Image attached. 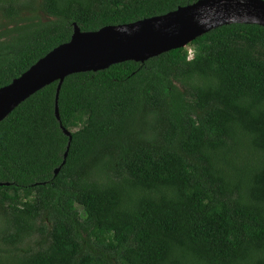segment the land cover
<instances>
[{"label":"trees","instance_id":"obj_1","mask_svg":"<svg viewBox=\"0 0 264 264\" xmlns=\"http://www.w3.org/2000/svg\"><path fill=\"white\" fill-rule=\"evenodd\" d=\"M197 1L0 0V88L74 25ZM188 48L68 76L60 119L53 83L0 122V264H264V28Z\"/></svg>","mask_w":264,"mask_h":264},{"label":"water","instance_id":"obj_2","mask_svg":"<svg viewBox=\"0 0 264 264\" xmlns=\"http://www.w3.org/2000/svg\"><path fill=\"white\" fill-rule=\"evenodd\" d=\"M232 24L264 28V0H198L165 15L106 26L95 32H81L74 25L69 42L56 47L19 78L0 88V122L29 97L53 83H57L55 113L60 119L57 101L68 76L103 71L128 61L144 63L185 48L211 30ZM64 133L70 135L66 130ZM66 157L67 152L64 160Z\"/></svg>","mask_w":264,"mask_h":264},{"label":"rangeland","instance_id":"obj_3","mask_svg":"<svg viewBox=\"0 0 264 264\" xmlns=\"http://www.w3.org/2000/svg\"><path fill=\"white\" fill-rule=\"evenodd\" d=\"M185 48H188V46H186ZM189 49V52L191 53V50H190V48H188Z\"/></svg>","mask_w":264,"mask_h":264}]
</instances>
